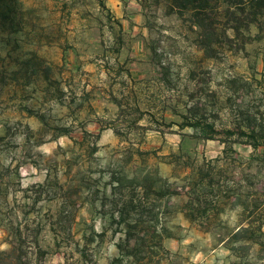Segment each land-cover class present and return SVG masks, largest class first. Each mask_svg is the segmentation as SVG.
Returning <instances> with one entry per match:
<instances>
[{
    "label": "rangeland",
    "instance_id": "obj_1",
    "mask_svg": "<svg viewBox=\"0 0 264 264\" xmlns=\"http://www.w3.org/2000/svg\"><path fill=\"white\" fill-rule=\"evenodd\" d=\"M192 21L169 0L0 1V264H108L121 214L144 252L165 227L162 264H264V146L238 135L264 129V20L216 21L207 51Z\"/></svg>",
    "mask_w": 264,
    "mask_h": 264
},
{
    "label": "trees",
    "instance_id": "obj_2",
    "mask_svg": "<svg viewBox=\"0 0 264 264\" xmlns=\"http://www.w3.org/2000/svg\"><path fill=\"white\" fill-rule=\"evenodd\" d=\"M3 1L5 7L9 6L11 2L14 0H0ZM174 3L176 6L179 15L182 16L185 12H190L193 17V25L199 29H203L204 27L208 30V34L204 37V34L201 36L202 40V48L207 51L212 43L211 37L217 31L216 25L217 22H222L225 24V29L229 28L230 30H234L235 35H239L241 32V27L238 25L240 22H245L244 28L246 30L251 27V25L258 26L259 29H262V25L260 26L261 20H264V0H169ZM216 14V19H211L210 14ZM195 18V20H194ZM244 18V21H243ZM224 29V35L227 38L226 30ZM183 127H192L199 128L198 123L193 124H185ZM209 129L208 132H204V138L211 139L215 136V130L212 126L207 127ZM201 130H204L202 128ZM246 131H240L238 133L241 137H246L251 140L254 144V147L258 149L259 147L264 146V129H260L258 127H248ZM228 136L233 135V131H226ZM210 133V134H209ZM147 192V191H145ZM148 195V192H147ZM134 200H130L123 207V212H130L137 210L135 209ZM148 210L151 212L155 210V206L148 205ZM155 217V216H154ZM119 224H128L126 231V237L124 241L116 244L118 249V255L114 257L108 264H162L161 260L155 261V254L162 255L169 254L170 252L165 249L162 244L165 236L166 229L165 227H161L160 231L154 235V238H157L155 241L156 251L144 252L143 248L145 246V237H134L130 233L129 224L124 216L121 214ZM154 220V219H150ZM127 222V223H126ZM158 223V222H157ZM248 229H239L236 233L232 235V239L235 242H242L246 240V236H244V232ZM13 249V248H12ZM11 249V250H12ZM231 250H235L234 247ZM11 252H4V254L11 255ZM167 264H172V262H168Z\"/></svg>",
    "mask_w": 264,
    "mask_h": 264
},
{
    "label": "crops",
    "instance_id": "obj_3",
    "mask_svg": "<svg viewBox=\"0 0 264 264\" xmlns=\"http://www.w3.org/2000/svg\"><path fill=\"white\" fill-rule=\"evenodd\" d=\"M109 1H110V2H113V1H115V0H109ZM136 46H137V48L135 49L136 54H132V53H131V56H132L133 58H136V61H141V60H143L144 55H141V53L137 55V53H138V52H142L143 49H144L143 44H142V41H141V40H138ZM142 53H144V52H142ZM145 57H146V56H145ZM135 64H136V63H135ZM136 65H137V64H136ZM132 66H133V65H131V67H132ZM133 68H134V66H133ZM137 68H138V67H137ZM143 76H144V75H141L139 78H143ZM132 78H137V77H134V76H133Z\"/></svg>",
    "mask_w": 264,
    "mask_h": 264
}]
</instances>
